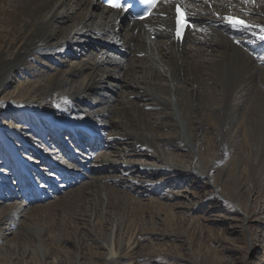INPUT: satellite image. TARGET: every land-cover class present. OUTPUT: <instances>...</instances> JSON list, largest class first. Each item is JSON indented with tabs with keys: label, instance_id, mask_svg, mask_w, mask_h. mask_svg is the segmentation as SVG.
I'll use <instances>...</instances> for the list:
<instances>
[{
	"label": "bare ground",
	"instance_id": "bare-ground-1",
	"mask_svg": "<svg viewBox=\"0 0 264 264\" xmlns=\"http://www.w3.org/2000/svg\"><path fill=\"white\" fill-rule=\"evenodd\" d=\"M190 6L196 25L178 43L170 29L172 19L168 7L158 10L160 17L139 23L132 15L106 9L97 0H0V109L28 108L43 117H50L55 109L56 115L76 130L68 128L66 131L70 134L65 132L76 148L84 149L77 145L78 139L72 134L91 139L86 147L92 155L93 150L129 141L126 146L130 152H149L162 166L163 181L198 175L212 180L211 173L218 171L222 182L214 187L220 191L219 195H227L230 201L232 197L237 206L235 210L244 212L239 196L231 193L232 187L226 182L225 169L219 167L222 158L215 154L217 147L211 148L208 143L210 139L220 140L223 151L242 136L247 150L236 149V154H244L242 158L259 162V167L264 168V42L248 32L232 30L222 19L232 15L250 25L264 26V0L199 1ZM255 30L258 32L259 28ZM68 49L80 50L82 57L68 64ZM45 61L53 62L55 67L34 68ZM20 71L28 72L33 78L32 82L25 83L31 96L28 99L20 93L9 95L6 91L7 79L12 74L20 75ZM87 97L95 98L96 103L78 109V104ZM41 105L47 110H42ZM207 128L214 138H206ZM164 129L168 134L161 132ZM191 146L196 153L194 162L174 156L181 151L188 154ZM58 153L65 154V151L60 149ZM92 155L90 159L85 157L84 164L89 165L98 157ZM18 163L29 164L27 160H18ZM254 163L247 168L251 181L257 183L263 173L261 178L260 175L254 178L258 165ZM14 166H17L15 161ZM99 167L107 174L119 170L115 163L105 160L88 167L89 173ZM55 170L62 177L58 178L64 183L61 186L64 189L73 182L81 186L70 201L60 205L62 217L57 223L47 222L44 227H38L33 222H20L24 213H28L27 206L40 204L49 196L44 191L48 190L47 182L44 190L36 188L40 176L36 184L34 181L26 185L25 192H28L22 198L14 199L12 195L16 202L12 201L11 205L6 204L9 197L0 191L3 207L0 252L13 254L10 264H26L28 261L24 259L29 258L30 249L39 254L38 264H58L61 258L52 250L53 242L71 240L78 252L75 264L81 261L120 264L131 254L136 242L129 249L127 244L123 245L122 238H114V232L118 231L122 237L136 226L134 220L140 208H130V199L125 193L111 192L105 177L94 179L76 166H67V169L60 166L52 172ZM138 174L151 176L153 170L140 168ZM70 175L76 176L75 179ZM109 178L116 180L112 175ZM16 185L18 190L20 185ZM237 190L246 195L250 193L240 184ZM99 201L102 206L107 202L117 207L113 212H103L102 206L97 205ZM56 210L36 214L47 218L59 213ZM4 223L12 225L9 235L24 229L34 237L33 241L16 244L9 241L1 230ZM81 223L89 224L90 229L79 228ZM101 229L109 233L106 239L92 234ZM90 248L102 249L105 254L98 258L86 257L84 253Z\"/></svg>",
	"mask_w": 264,
	"mask_h": 264
},
{
	"label": "rangeland",
	"instance_id": "rangeland-1",
	"mask_svg": "<svg viewBox=\"0 0 264 264\" xmlns=\"http://www.w3.org/2000/svg\"><path fill=\"white\" fill-rule=\"evenodd\" d=\"M67 57L66 62L71 64L82 57V53L80 50L68 49ZM52 63L50 61L40 62L34 68L39 70L43 65L48 70L55 67ZM10 76L11 78L7 79L8 94L20 93L21 97L30 98V92L26 91L25 83L32 82L33 78L28 75V72L23 71L20 75ZM94 100L93 97H87L83 103L78 104V109L84 105L95 104L96 100ZM39 107L47 110L43 105ZM55 111L54 109L50 112V117H43L35 110L28 108L0 109V191L1 195L9 197L6 204L11 205L16 202L13 201L12 195L15 199L27 194L26 187L32 185L34 181L36 184L38 176L41 177L40 182L36 184L38 191L44 190V184L47 182L48 190H44L49 194L47 200L37 205L27 206L26 212L28 213L26 215L24 213L20 222L28 224L33 222L38 227H44L47 222L57 223V219L62 217L60 215L62 206L60 205L70 201L81 190V186L73 182L71 186L64 189L61 187L64 183L59 179L62 178L60 173L56 170L52 172V170L60 166L63 169H67V166H76L80 172L87 173L94 179L105 177V182L111 188V192L118 190L125 193V196L131 200H128L130 208L135 210L140 208L134 220L136 226H133L122 237H119L118 231L117 234L114 232V238L116 240L122 238L123 245L127 244L130 246L129 249L132 247L131 243L136 242L131 254L122 259L120 264H264V168L259 167L260 164L257 162L253 176L257 179L259 175L261 178L262 173L263 175L259 182H252L247 166L254 162L242 158L244 154H240L241 156L236 154V149L247 150V142L242 139V136L234 139V144L222 151L220 140L210 139L214 136L208 128L206 129V138L210 139L208 144L211 148L217 147L215 154L222 158L219 167L225 169L226 182L232 187L231 193L239 196V203L244 212L235 210L237 206L232 197L230 201L227 195H219L220 191L214 187L217 182H222L218 171L211 173L212 180L198 175L193 178L190 176L189 179L177 178L173 181L171 179L163 181L160 171L162 166L150 156L149 152H130L126 146L130 143L129 141H119L115 147L109 144L104 150H93V155L98 157L89 165L84 164L85 157L90 159L92 155L91 149L86 147V142L91 139L87 138L88 136L87 139L80 138L83 134L76 133L78 136L72 134L74 139H78L77 145L87 151L84 152L83 148V150L76 148V144L69 139L70 135H66V133L70 134L69 130L66 131L70 128L69 124L64 122L62 116L56 115ZM78 112L81 111L78 110ZM72 131L76 132L73 129ZM161 132L168 134L167 129ZM162 133L160 134L162 137H167ZM60 149H63L65 154L58 153ZM181 153L175 152L174 156L191 163L196 160L195 148L192 146L188 154ZM74 159L82 167H78L79 164ZM18 160H27L29 164L22 166ZM105 160L115 163L119 170L107 174L103 168L99 167L97 171L102 172L96 173L94 168L93 173H89L88 167L97 166ZM14 161L17 166H14ZM140 168H150L151 171L153 170V175H139ZM110 175L116 180L112 181L109 178ZM75 177L73 176L72 179ZM16 183L20 185L18 187L20 193ZM239 184L250 190V193L246 195L242 191L239 192L240 190H237ZM49 185L54 186L56 193ZM37 190H35L36 193H38ZM101 204L100 201L97 203L98 206H102ZM116 207L115 203L105 202L101 208L103 212H113ZM55 208L59 213H54V216L44 218L36 214ZM1 210H3L2 206H0ZM83 225L81 223L78 226L85 231L90 229L89 224ZM1 230L6 239L14 244L23 240L27 243L34 239L24 229L16 230L17 233L9 235L12 232V225L8 223L2 224ZM92 234L100 239H106L109 233L106 229H101ZM1 245L2 243L0 247ZM53 246L52 250H55L54 252H57L58 257L61 258V261L57 260L58 264L76 263L75 257L78 252L71 240L65 243L53 242ZM28 254L29 258L24 259L28 261L26 264L41 262L37 252L32 253L30 249ZM84 254L87 255L86 257L98 258L103 257L105 251L90 248ZM10 256L13 254L2 250L0 264H10ZM87 263V261L80 262V264Z\"/></svg>",
	"mask_w": 264,
	"mask_h": 264
},
{
	"label": "snow or ice",
	"instance_id": "snow-or-ice-1",
	"mask_svg": "<svg viewBox=\"0 0 264 264\" xmlns=\"http://www.w3.org/2000/svg\"><path fill=\"white\" fill-rule=\"evenodd\" d=\"M137 2L144 6L146 8V11L143 13V15H138L137 18L144 19L146 16H148L152 9L157 6L158 0H137ZM167 2V0H166ZM207 2V0H205ZM249 2H252V0H249ZM109 6L113 8H127L131 9L133 7V4L128 3L127 0H108ZM176 13H177V35H181L182 32V20L185 24H191V18L190 15L186 11V6L181 3H176L175 5ZM223 21L226 22L229 27L234 31H241V32H248L250 35L254 36L257 40L264 42V26H255L250 25L243 19L235 16H224ZM192 27L194 28V24H192ZM259 28V31L257 32L255 29Z\"/></svg>",
	"mask_w": 264,
	"mask_h": 264
}]
</instances>
